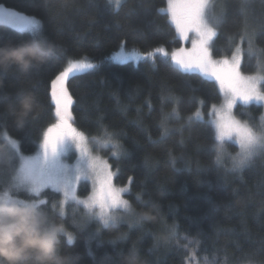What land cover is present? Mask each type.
<instances>
[{"label": "trees", "instance_id": "obj_1", "mask_svg": "<svg viewBox=\"0 0 264 264\" xmlns=\"http://www.w3.org/2000/svg\"><path fill=\"white\" fill-rule=\"evenodd\" d=\"M166 2L0 0V7L34 16L41 24L38 34L64 51L39 70L4 76L0 137L18 141L19 154L35 153L58 120L51 80L70 60L91 63L93 68L66 82L73 100L70 123L94 141L121 198L154 210L147 222L137 224L126 215L106 230L83 204L46 187L43 207L75 238L65 250L79 253V264H101L105 254L115 258L129 247L146 264H264V152L241 164L235 145L217 139L211 112L225 95L214 78L186 72L172 60L174 51L186 48L164 11ZM209 12L218 18L210 55L226 58L239 50L240 71L264 75V0H211ZM31 35L37 34L0 22V43ZM19 90L34 92L40 101L22 128L8 109ZM234 116L245 128L264 126L257 103L235 104ZM19 154L0 169V189L30 198L24 189L10 188ZM75 192L79 200L88 199L89 182L78 183ZM118 234L122 238L113 244Z\"/></svg>", "mask_w": 264, "mask_h": 264}, {"label": "snow or ice", "instance_id": "obj_2", "mask_svg": "<svg viewBox=\"0 0 264 264\" xmlns=\"http://www.w3.org/2000/svg\"><path fill=\"white\" fill-rule=\"evenodd\" d=\"M203 0H182L181 3H170L172 19L180 36L188 40L189 32H194L197 39L192 40L191 50L180 48L172 53V60L182 70L186 72L198 71L204 76L214 78L219 83L220 89L224 92L227 102V108L232 109L236 101L243 100L245 103L252 99L264 101V93L258 89V82L261 88H264V77H244L237 70L239 60L234 58L232 64L227 60L222 64L214 62L209 53V41L215 35L211 26V21L207 18ZM0 22L15 29L19 33L30 32L38 34L41 28L40 21L34 16L23 15L12 9L0 7ZM158 51H163L158 49ZM249 54H254V50L249 47ZM91 63L81 60H70L58 75L50 82L51 102L55 105V117L59 122L48 127L44 132L43 153L47 160L49 156H55L57 144L64 137H71L76 141V145L81 155H87L86 148L83 147V134L78 133L71 126L69 121L72 119L70 108L73 100L66 87V82L70 76L81 73L85 69H91ZM221 129L217 139H223L226 135L231 136L235 133L239 138L240 163L243 164L249 160L258 151L264 152V126L258 128H241L235 122H225L218 125ZM5 139L11 140L14 145L12 159L19 154V143L5 134ZM11 166V165H10ZM89 172L78 170L75 179L71 182L60 180L48 168L41 165L37 158L25 159L19 169L13 168L14 175L10 183V188L31 189L30 198L37 199L42 205L48 203L41 199L43 190L51 185L55 189L63 192L65 200L71 198L77 203L83 204L85 208H99V214L102 218L108 216L109 212H115L121 206L126 205L128 201L121 199L119 192L121 190L113 189L110 185V177L99 179V173L102 171L97 158L91 157L89 160ZM96 176L99 188L91 197L86 200H79L74 190V185L82 178H88V174ZM71 238V236H69Z\"/></svg>", "mask_w": 264, "mask_h": 264}, {"label": "clouds", "instance_id": "obj_3", "mask_svg": "<svg viewBox=\"0 0 264 264\" xmlns=\"http://www.w3.org/2000/svg\"><path fill=\"white\" fill-rule=\"evenodd\" d=\"M64 54L62 46L43 34L31 35L20 41L8 40L0 43V87L3 78L10 71L27 75L33 69L39 70L50 61ZM15 102L8 105L17 127L22 128L40 107L38 96L30 90H19ZM102 146L101 141H96ZM14 145L9 139L0 137V169L9 168ZM92 156L91 148L86 155ZM61 191L59 189H54ZM31 194V189H28ZM62 198L64 197L61 191ZM62 199L59 212L63 214ZM94 216L91 209L86 208ZM153 207L136 208L130 202L117 211L141 224L151 220ZM120 216L117 212L102 219L104 229L111 228ZM62 237H67L62 240ZM119 236L112 241L118 243ZM74 237H68L65 225L58 221L52 210L43 207L35 198H18L8 188L0 189V264H79V253L65 250L71 246ZM101 264H146L139 251L129 247L128 251L115 258L105 254Z\"/></svg>", "mask_w": 264, "mask_h": 264}, {"label": "rangeland", "instance_id": "obj_4", "mask_svg": "<svg viewBox=\"0 0 264 264\" xmlns=\"http://www.w3.org/2000/svg\"><path fill=\"white\" fill-rule=\"evenodd\" d=\"M181 2H182V0H167L166 6L164 8V11L168 14L170 22L174 26V28L176 30V33H177V36L182 41L183 46L186 48V50H191V48H192V40L197 39L195 33L194 32H189L188 33L189 39L188 40H184L180 36V34H179V32H178V30L176 28L175 22L172 19V15H171L170 3H181ZM203 2L205 4V6H206L205 7L206 16L212 22L211 26L213 28V31L215 32V35H216V25H217V22H218L217 15L215 13L209 12V6H210V3H211V0H203ZM215 35L209 41V45H208L209 48H210V45L212 44V41L214 40ZM209 53H210V50H209ZM210 57L217 64H222L223 61H225V60H227L229 62V64H232L233 61H234V58L239 60V50H236L231 57L213 58L211 55H210ZM237 70L244 77H258V76L259 77H264V75H262L260 72H258L256 74H252V75H246V74H243L240 71L239 67H238ZM258 89L262 93H264L263 89L260 87L259 82H258ZM223 94H224V92H223ZM237 103H241V104H245V105L247 103H257V104L261 105L263 107V109H264V101H259V100H256V99H252V100L248 101L247 103H245L243 100H239L238 99L235 104H237ZM234 106H233L232 109H228L227 108L226 97H224V100L222 101V103L214 107V109L211 112V115H212L213 122L217 125V127L221 123L235 122L241 128H245L243 126V124L238 122V120L234 116ZM58 122H59V120H57L56 123H58ZM69 123H70V121H69ZM71 126H72V124H71ZM220 130L221 129L219 128V132H220ZM78 133H80V132H78ZM231 136L226 135L224 138L229 139L230 143L232 142L235 145V149L237 148L239 151H241L240 147H239V142H238L239 138L236 137L235 133H232ZM83 137H84V142H83L82 146L86 148L87 153L89 151V148H91L92 156L97 158V161H98V163L101 166L102 171L99 173V179L103 180V179H105V177H110V185H111V187L113 189L121 190V188L115 186V184L113 182L112 173L109 170V168L107 167V165L104 162V160L98 154H96L94 152V150H93L94 141L92 139H89L85 135H83ZM42 145H43V141L40 143L37 151L35 153L31 154V155L19 154L18 166H17L16 169H19L21 167L23 160L29 159V158H37L41 165H43L45 168H48L60 180L68 181V182H71L72 180L75 179V176H76L78 170L82 171V175H83L84 172H89L90 171L88 157L86 155H84V156L81 155L80 151L77 148L76 141L73 138L66 136V137L63 138L62 141H59L58 144H57V151H56L55 156H49L47 160L44 157ZM238 154H237V160L240 161V157H239ZM233 161L235 162V160H233ZM84 180L88 181L89 184H90L91 192H90L89 197H91L93 195V193L96 192L98 190V188H99V183L97 181V178H96V176H94L91 173H89L88 174V178H86V179L82 178L78 183H80L81 181H84ZM78 183L74 185V190L77 189ZM47 187L55 189L54 186H51V185H49ZM119 195H121V191L119 192ZM91 210H92V212H94V215L97 218H99L100 220L103 219L100 216V214H99L98 206H95ZM115 212H117V214L120 216L119 220H121V219L126 217V214H124L122 212H118V211H115ZM113 213L114 212H109L108 215H111Z\"/></svg>", "mask_w": 264, "mask_h": 264}]
</instances>
